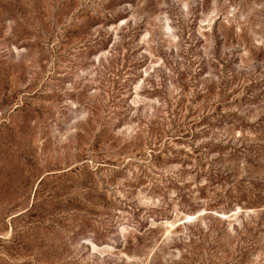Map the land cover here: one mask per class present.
<instances>
[{"label":"rangeland","instance_id":"obj_1","mask_svg":"<svg viewBox=\"0 0 264 264\" xmlns=\"http://www.w3.org/2000/svg\"><path fill=\"white\" fill-rule=\"evenodd\" d=\"M0 264H264V0H0Z\"/></svg>","mask_w":264,"mask_h":264},{"label":"trees","instance_id":"obj_2","mask_svg":"<svg viewBox=\"0 0 264 264\" xmlns=\"http://www.w3.org/2000/svg\"><path fill=\"white\" fill-rule=\"evenodd\" d=\"M149 130H150V133L151 134H153L154 133V131H153V129H152V127L150 126L149 127ZM155 140V142H157V141H159V143H160V139H154ZM154 140H152L151 142H149V143H152ZM155 152V153H154ZM160 154L161 153H159V152H157L156 153V151L155 150H151V158L149 159V165L150 166H153V165H156V164H158L159 163V157H160ZM153 164V165H152ZM147 168L146 167H142V168H138V170H139V173H138V177H143V176H146V170ZM150 189H152L151 191L153 192L154 190V188H153V186L150 188Z\"/></svg>","mask_w":264,"mask_h":264}]
</instances>
